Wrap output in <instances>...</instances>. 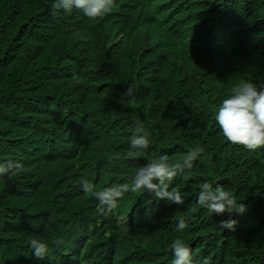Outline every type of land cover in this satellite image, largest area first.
<instances>
[{"label": "trees", "instance_id": "1", "mask_svg": "<svg viewBox=\"0 0 264 264\" xmlns=\"http://www.w3.org/2000/svg\"><path fill=\"white\" fill-rule=\"evenodd\" d=\"M51 2L0 0V164L13 165L0 174V264H171L176 237L193 264H264V147L229 143L214 119L240 82L264 85V0H114L96 19ZM139 123L150 144L134 152ZM160 156L180 165L167 191L182 204L129 191L101 212L81 189L130 184ZM203 181L247 211L209 214Z\"/></svg>", "mask_w": 264, "mask_h": 264}, {"label": "clouds", "instance_id": "2", "mask_svg": "<svg viewBox=\"0 0 264 264\" xmlns=\"http://www.w3.org/2000/svg\"><path fill=\"white\" fill-rule=\"evenodd\" d=\"M113 5L114 0H52L51 9L53 13L62 11L69 14L75 9L85 17L96 19L110 12ZM128 92H131V88ZM214 119L229 143L243 146L249 151L264 147V85L251 81L240 82L221 100L214 113ZM149 144L150 133L142 123H139L132 134L131 148L134 152L140 151L147 149ZM199 154V149H192L187 153L184 164L190 166V162L197 159ZM12 167V164L7 166L0 164V174L8 172ZM179 167V164L172 165L164 156H160L142 166L130 184L97 188L93 182L82 179L80 186L83 192L97 201L101 212H111L129 191H145L151 193L155 199H167L179 205L183 203L182 197L167 191ZM197 199L212 215L227 213L231 217L233 213L244 214L247 211L245 205L237 204L233 197L209 181L200 184ZM234 224L235 221L229 218L222 221L221 226L231 229ZM186 228L185 220L180 218L176 231H183ZM29 247L31 254L37 259H44L49 255V245L44 240L33 238L29 242ZM171 251L173 257L171 264H193L191 248L184 239L174 238L171 242ZM202 264H209V261L205 259Z\"/></svg>", "mask_w": 264, "mask_h": 264}]
</instances>
